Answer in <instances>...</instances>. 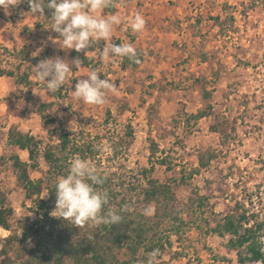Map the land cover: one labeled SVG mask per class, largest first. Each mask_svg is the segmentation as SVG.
Returning a JSON list of instances; mask_svg holds the SVG:
<instances>
[{
    "label": "rangeland",
    "instance_id": "374dc122",
    "mask_svg": "<svg viewBox=\"0 0 264 264\" xmlns=\"http://www.w3.org/2000/svg\"><path fill=\"white\" fill-rule=\"evenodd\" d=\"M0 5V67L6 73L0 76V201L6 196L13 208L11 230L0 226V242L36 218L13 168L15 155L29 161L27 150L10 144L14 130L42 139L32 178L49 169L44 152L50 147L64 157L55 183L73 157L122 181L125 187L116 189L128 198L124 208L146 214L152 239L171 243L155 264H240L225 247L229 236L208 228L237 201L254 203L264 219V0H121L114 13L121 24L110 43L144 53L137 68L122 65L121 57L87 62L84 57L100 58L106 41L79 53L61 49L46 6L42 17L30 13L29 0ZM136 13L146 20L139 33L129 26ZM57 56L82 63H70L68 80L52 94L35 66ZM94 70L116 85L103 105L73 98L76 83ZM200 111L208 114L198 119ZM64 132L80 151L72 143L61 150ZM152 165L148 176L171 183L175 197L141 200L148 184L140 173ZM118 255L127 257L123 250Z\"/></svg>",
    "mask_w": 264,
    "mask_h": 264
},
{
    "label": "trees",
    "instance_id": "16d2710c",
    "mask_svg": "<svg viewBox=\"0 0 264 264\" xmlns=\"http://www.w3.org/2000/svg\"><path fill=\"white\" fill-rule=\"evenodd\" d=\"M120 1L109 0V6L103 9V14L114 13ZM94 47L95 44L91 48ZM84 58L92 63L102 61L101 56ZM143 61L144 53L136 51L134 58L123 57L122 65L137 68ZM5 74L4 69L0 67V76ZM27 78L29 76L25 75L22 80L27 82ZM207 114L206 111H200L194 116L199 119ZM9 141L10 144L28 151L29 161L23 160L20 155H15L12 157V164L17 179L25 190V199L33 203L31 210L35 212L36 218L25 223L21 233H13L1 239L0 264H148L153 250L162 252L171 244L169 240L163 238L152 239L150 234L154 227L150 223V218L144 213L126 210L124 207L128 198L125 194L118 193L116 189L117 186L124 188L125 184L122 181L116 182L114 177L106 174H100L103 183L95 187L99 191L108 193V204L104 206L103 214L114 210L122 217L119 223L100 225L90 223L76 226L67 220L63 221L52 216L56 203V183L53 179L56 174L61 173L64 166L59 165L64 158L63 155H57L50 147L46 148L44 157L49 169L41 177L32 178L31 171L39 167L36 160L42 139L22 131L10 130ZM70 143L75 147L73 151L81 150L75 137L69 132H64L60 136L61 150H67ZM88 149L91 150L90 145ZM163 162L165 161H162V164ZM153 169L154 165L141 170L140 174L146 176L148 184V187L143 186L140 191L141 200L153 202L157 201L158 196L163 195L168 201L175 197L171 183H161L148 176ZM45 191L48 194L46 198L42 196ZM119 195L122 196L119 198ZM5 197L0 201V226L5 230H11L10 219L13 208L6 204ZM205 198H200V204ZM219 215L214 220V226L209 227L208 230L220 237L229 236L225 247L236 252L238 263L264 264V219L259 217L254 203L251 207H247L245 203L237 201L228 212ZM207 224L211 226V221H207ZM121 250L127 256L125 259H121L118 255Z\"/></svg>",
    "mask_w": 264,
    "mask_h": 264
},
{
    "label": "clouds",
    "instance_id": "9594fccd",
    "mask_svg": "<svg viewBox=\"0 0 264 264\" xmlns=\"http://www.w3.org/2000/svg\"><path fill=\"white\" fill-rule=\"evenodd\" d=\"M29 6L32 15L39 13L42 17L45 6L53 10L50 29L58 33L56 41L61 49L79 53L103 40L108 43L100 52L102 60L136 56V50L131 44L110 43L114 27L121 24V17L115 14L102 15L103 9L109 6V0H29ZM129 26L133 32H142L146 20L142 14L136 13ZM70 63L78 68L82 62L79 59L68 62L57 56L42 60L35 66V75L45 83L48 93H56L68 80L72 71ZM115 88L114 83L100 79L94 70L86 79L76 83L73 98L89 105H103L107 92ZM102 183L103 178L92 162L73 157L67 175L59 177L55 185L56 203L51 215L76 226L119 223L122 217L114 210L103 214V208L108 204V193L95 187ZM157 255L158 250H153L148 264H155Z\"/></svg>",
    "mask_w": 264,
    "mask_h": 264
},
{
    "label": "crops",
    "instance_id": "0c3cea01",
    "mask_svg": "<svg viewBox=\"0 0 264 264\" xmlns=\"http://www.w3.org/2000/svg\"><path fill=\"white\" fill-rule=\"evenodd\" d=\"M119 5H120V4H118V7H119ZM118 7H117V8H118ZM117 10H118V9H117ZM117 10H116L114 13H116V12H117ZM114 13H109V14H111V15H112V14H114ZM102 14H103V12H102ZM109 14H107V15H109ZM103 15H104V14H103ZM107 15H105V16H107Z\"/></svg>",
    "mask_w": 264,
    "mask_h": 264
}]
</instances>
